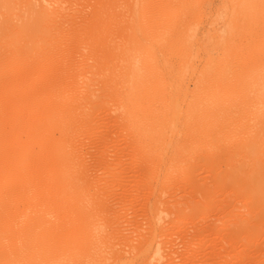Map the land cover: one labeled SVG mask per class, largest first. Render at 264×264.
Wrapping results in <instances>:
<instances>
[{
  "label": "rangeland",
  "instance_id": "1",
  "mask_svg": "<svg viewBox=\"0 0 264 264\" xmlns=\"http://www.w3.org/2000/svg\"><path fill=\"white\" fill-rule=\"evenodd\" d=\"M54 4L0 47L10 224L50 264H264V0Z\"/></svg>",
  "mask_w": 264,
  "mask_h": 264
},
{
  "label": "bare ground",
  "instance_id": "2",
  "mask_svg": "<svg viewBox=\"0 0 264 264\" xmlns=\"http://www.w3.org/2000/svg\"><path fill=\"white\" fill-rule=\"evenodd\" d=\"M56 1L7 0V3L10 2V6L20 9L17 17L20 22L17 18L16 20L19 22L15 21L17 24H14L15 22L10 23L8 20L0 22V47H2V42L6 35L12 36L15 34L13 35L14 37L17 35L14 39L15 43L19 38H22L21 40L19 39L20 44H22L23 40L29 37H31L32 41H35L34 38H38L41 34L46 33V31L50 33L52 30L51 33L53 34L55 33L53 29L58 27L61 29L62 25L58 26L59 23L56 25L57 22L54 23L55 19L52 20L53 18H59V14L64 9L58 4L56 6L54 4ZM53 4L56 7L53 8L52 6L50 9L48 6ZM51 24L54 26H51ZM11 26L15 28L14 32L10 30ZM26 46L22 44L20 45L21 48L18 47L16 51L27 53L29 49ZM3 50L4 48H0V58L6 59L10 57L2 53ZM10 54L15 55L13 52H10ZM1 77L0 75V80L3 81ZM7 92H10V89H5L0 95H5ZM8 95L10 96V93ZM7 137L8 135H5V138H1L5 142H0V264H50L47 251H43L39 247L40 231L36 228L38 226L34 227L30 225L28 213L24 211L19 215L18 226L14 227L10 224V191L5 190L6 188L9 189L8 187L10 186V137ZM10 233L12 234L11 237ZM158 251V247L155 248L154 252L158 253Z\"/></svg>",
  "mask_w": 264,
  "mask_h": 264
}]
</instances>
